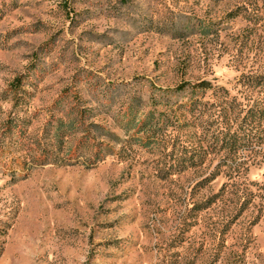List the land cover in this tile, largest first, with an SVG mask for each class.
Segmentation results:
<instances>
[{
	"label": "rangeland",
	"instance_id": "rangeland-1",
	"mask_svg": "<svg viewBox=\"0 0 264 264\" xmlns=\"http://www.w3.org/2000/svg\"><path fill=\"white\" fill-rule=\"evenodd\" d=\"M250 76L264 78V0H0V122L12 112L36 137L80 104L115 153L93 169L0 174V264H264V132L237 171L213 154L163 179L171 140L130 147L121 126L132 103L138 118L194 122L171 109L186 97L165 93L188 82L261 102Z\"/></svg>",
	"mask_w": 264,
	"mask_h": 264
},
{
	"label": "trees",
	"instance_id": "trees-1",
	"mask_svg": "<svg viewBox=\"0 0 264 264\" xmlns=\"http://www.w3.org/2000/svg\"><path fill=\"white\" fill-rule=\"evenodd\" d=\"M231 15L235 18L240 16V12L236 10ZM200 29L202 33H208L209 28L201 26ZM262 77L244 78V84L264 94ZM20 84L19 78L13 85L19 87ZM165 93L186 97L185 102L172 105L171 109H174V113L193 118L194 122L175 121L170 115L156 109H150L138 118L137 112L132 115L135 110L132 103L127 120L121 124L126 136L125 143L130 147L150 149L165 139L171 140V146H168L170 164L160 174L163 179L200 167L213 154L222 155L217 170L227 168L231 172L237 171L240 166L236 160L239 154L256 147V142L259 144L261 136L257 135L264 132V97L258 99L261 102L241 103L224 86L214 85L208 80L183 83ZM207 93H211L215 100H204ZM18 105V102H14L13 108ZM65 109L61 107L56 110L58 116L52 113L44 124L42 134L36 137L29 135L26 130L30 120L10 112L0 122V174L27 178L31 170L46 165H80L93 169L107 156L115 154L110 145L97 140L96 134L106 136L110 132L100 124L88 123V110L80 104H75L68 111ZM190 126L201 130L192 134L193 140H179L178 134L172 135V130L177 127ZM190 141H194L193 144Z\"/></svg>",
	"mask_w": 264,
	"mask_h": 264
}]
</instances>
